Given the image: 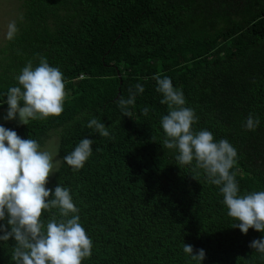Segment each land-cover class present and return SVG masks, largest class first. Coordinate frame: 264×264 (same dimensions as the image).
<instances>
[{
    "label": "trees",
    "instance_id": "16d2710c",
    "mask_svg": "<svg viewBox=\"0 0 264 264\" xmlns=\"http://www.w3.org/2000/svg\"><path fill=\"white\" fill-rule=\"evenodd\" d=\"M18 2L19 31L0 45V109L22 68L41 57L60 69L69 96L59 116L1 125L39 145L57 131L59 163L45 187H67L79 209L93 244L81 264H196L184 244L205 251L201 264H264V253L249 247L264 232L232 228L219 186L195 160L179 165L177 150L163 147L169 108L154 79L169 77L182 90L198 117L194 131L237 150L230 172L239 195L264 191V0ZM138 83L144 92L128 106L130 118L117 101ZM249 114L259 119L252 131L244 128ZM92 118L110 137L87 127ZM84 138L92 154L73 171L63 157ZM53 213L60 219L52 209L41 221ZM14 245L0 241V264H14Z\"/></svg>",
    "mask_w": 264,
    "mask_h": 264
},
{
    "label": "clouds",
    "instance_id": "9594fccd",
    "mask_svg": "<svg viewBox=\"0 0 264 264\" xmlns=\"http://www.w3.org/2000/svg\"><path fill=\"white\" fill-rule=\"evenodd\" d=\"M18 31L16 22H10L6 38L13 40ZM154 79L156 91L163 95L160 103L169 108L160 121L166 134L163 147L177 150L175 159L179 165H191L195 160V167L204 171L208 182L219 186L227 215L237 221L232 228H239L242 234L250 228L264 232V191L239 195L236 173L230 172L237 150L226 139L215 141L208 130L194 131L192 125L198 117L194 109L185 107L182 90L174 88L169 77L157 75ZM16 80L19 86L10 87L5 94L8 108L4 120H14L18 114L19 123L27 125L30 119L59 116L64 111L67 93L63 74L45 58L41 57L35 68L28 61ZM143 92L144 87L138 83L135 92L129 89L127 99L119 98L122 115L131 118L128 106L134 103L136 93ZM142 111L147 115L148 108ZM258 125L259 119L249 114L244 128L252 131ZM87 127L102 137H110L108 127L96 118ZM92 145L93 140L82 139L63 161L73 171L80 170L92 154ZM55 166L53 154L40 150L36 140L22 139L14 130L0 125V221L7 222L0 224V241L14 238V264H81L91 256L92 240L80 223L70 190L59 184L54 191L45 187ZM52 209L59 210L60 219L53 213L45 225L40 219L42 212ZM249 247L264 253V238L254 239ZM183 251L196 264L205 259V251L197 249L194 254L190 244H184Z\"/></svg>",
    "mask_w": 264,
    "mask_h": 264
},
{
    "label": "rangeland",
    "instance_id": "374dc122",
    "mask_svg": "<svg viewBox=\"0 0 264 264\" xmlns=\"http://www.w3.org/2000/svg\"><path fill=\"white\" fill-rule=\"evenodd\" d=\"M18 0H0V45L3 44L4 39L6 38V32H7V26L10 22L15 21V18L18 14ZM67 96H69V91L65 89ZM65 98V99H66ZM7 109H0V125L3 123L16 125L20 124L17 118L14 120L6 121L3 119L4 115H6ZM57 131H51L49 136L44 140V142L40 145V150H47L53 154L54 158V165H56L53 169V171L56 169L58 164L56 162L58 161V157L56 154V146H57ZM52 174H50L49 178Z\"/></svg>",
    "mask_w": 264,
    "mask_h": 264
}]
</instances>
